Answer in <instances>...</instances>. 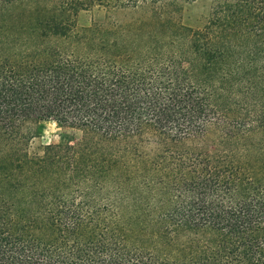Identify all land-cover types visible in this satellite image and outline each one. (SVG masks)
I'll return each mask as SVG.
<instances>
[{
	"label": "trees",
	"instance_id": "16d2710c",
	"mask_svg": "<svg viewBox=\"0 0 264 264\" xmlns=\"http://www.w3.org/2000/svg\"><path fill=\"white\" fill-rule=\"evenodd\" d=\"M194 1L0 0V264H264V0Z\"/></svg>",
	"mask_w": 264,
	"mask_h": 264
},
{
	"label": "rangeland",
	"instance_id": "374dc122",
	"mask_svg": "<svg viewBox=\"0 0 264 264\" xmlns=\"http://www.w3.org/2000/svg\"><path fill=\"white\" fill-rule=\"evenodd\" d=\"M204 0H196L189 4H184L183 10L180 12L181 20L183 23L190 26H197L205 23L206 14ZM145 11L141 9H117L110 10L104 6H94L91 9L80 11L76 17V24L78 28H85L93 23H102L104 25L110 22L129 21L132 18L144 15ZM34 137L32 138L33 147H42L50 144H66L76 143L78 141V134L64 128H60L56 123L51 120H41L33 124ZM213 137V136H212ZM214 141L204 140L199 142H185L182 144L185 148L189 149H202L209 150Z\"/></svg>",
	"mask_w": 264,
	"mask_h": 264
}]
</instances>
